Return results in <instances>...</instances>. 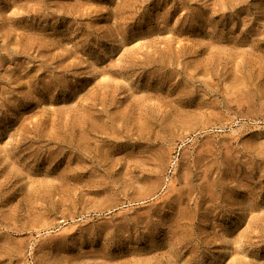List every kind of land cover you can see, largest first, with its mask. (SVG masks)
Masks as SVG:
<instances>
[{
    "label": "rangeland",
    "instance_id": "1",
    "mask_svg": "<svg viewBox=\"0 0 264 264\" xmlns=\"http://www.w3.org/2000/svg\"><path fill=\"white\" fill-rule=\"evenodd\" d=\"M0 264H264V0H0Z\"/></svg>",
    "mask_w": 264,
    "mask_h": 264
}]
</instances>
